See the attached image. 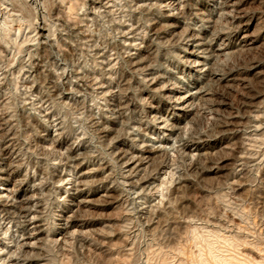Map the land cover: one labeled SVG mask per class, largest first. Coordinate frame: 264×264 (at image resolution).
I'll return each instance as SVG.
<instances>
[{"label": "rangeland", "instance_id": "374dc122", "mask_svg": "<svg viewBox=\"0 0 264 264\" xmlns=\"http://www.w3.org/2000/svg\"><path fill=\"white\" fill-rule=\"evenodd\" d=\"M0 264H264V0H0Z\"/></svg>", "mask_w": 264, "mask_h": 264}, {"label": "bare ground", "instance_id": "6f19581e", "mask_svg": "<svg viewBox=\"0 0 264 264\" xmlns=\"http://www.w3.org/2000/svg\"><path fill=\"white\" fill-rule=\"evenodd\" d=\"M238 10V9H237ZM192 52L190 53V55L196 59V61H194V64L192 66V68H195L194 71L196 73H200L202 67H207L208 65V60L215 57L218 58L219 56H221V53L223 51V49H214L212 47V45H210L205 39L202 38H198V37H194L192 38ZM130 61L132 63L133 66L135 67H139L141 62L135 57L132 56L130 57ZM210 76L213 77L214 79L221 80V78H219L220 75L213 73H210ZM175 90V89H174ZM204 91L202 90V88H193L190 90H186V89H176L175 91H173L171 93V96L168 97L169 100L172 103V110L173 113L176 112L178 114H174L177 118H181V121H174V124H170L169 128H167V125H165L164 122L160 123V130L164 131V132H168L169 134L167 135L168 137H171L172 135H174L177 131L181 130V123L182 121H184L185 118V112H186V108L189 107L191 100L196 99L198 97H204ZM250 114H255L257 109H259L258 107H254V105L250 106L249 108ZM253 118H255V116H253ZM126 156H124L125 159ZM147 158V157H146ZM126 167L129 168V172H137L140 170V168L142 167V160L140 158L137 157H126ZM3 182H7L6 178L1 179ZM82 182H78L76 184V189H79L82 186ZM15 202L14 205H12L13 207H15L19 213V215L22 218H26L28 215H31V209L29 207V204L31 203L32 198L31 197H27L26 195H18L15 198ZM36 230L35 233H32V231H30L29 233L25 234V238L23 239V245L22 247H29L30 246V241L37 235L36 233L38 232V228L39 226L35 227ZM23 229H28V222H25L23 224ZM39 234V233H38Z\"/></svg>", "mask_w": 264, "mask_h": 264}]
</instances>
